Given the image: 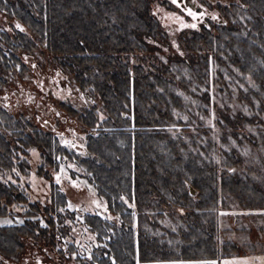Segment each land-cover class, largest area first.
Masks as SVG:
<instances>
[{
	"label": "trees",
	"instance_id": "1",
	"mask_svg": "<svg viewBox=\"0 0 264 264\" xmlns=\"http://www.w3.org/2000/svg\"><path fill=\"white\" fill-rule=\"evenodd\" d=\"M92 1L49 0L56 4L55 16L49 17L53 40L78 34L85 44L93 41ZM240 1L247 8L228 19L223 39L193 42L196 56L183 60L138 38L141 20L150 19L142 0H112V29L123 23L128 40H116L113 33L111 60L104 53L95 55L105 43L98 41L92 53L97 72L79 75L83 92L114 117L107 138L88 141L97 160L99 193L121 195L130 205L125 215L129 229L102 250L100 264H221L257 247L264 253V0ZM44 2L15 0L14 15L28 30L19 33L25 36L21 41L31 36L41 43ZM120 3L127 8L116 10ZM104 10L97 4L100 18ZM121 48L127 49L123 58ZM80 61L89 68L92 60ZM110 63L111 72L106 70ZM0 114L1 178L15 163L19 181L32 162L18 148L50 155L25 120L3 110ZM85 167L94 173L88 159ZM14 188L12 194L2 181L0 213L11 214L13 200L30 199L25 184L16 182ZM7 230L0 231V245L20 244L26 233L23 227Z\"/></svg>",
	"mask_w": 264,
	"mask_h": 264
},
{
	"label": "flooded vegetation",
	"instance_id": "2",
	"mask_svg": "<svg viewBox=\"0 0 264 264\" xmlns=\"http://www.w3.org/2000/svg\"><path fill=\"white\" fill-rule=\"evenodd\" d=\"M142 1L150 19L141 20L135 30L138 38L164 55L183 60L196 56L193 42H220L228 19L241 16L242 9L247 8L240 0H179L180 6L172 0ZM107 2L92 1L94 23L89 32L94 40L85 44L78 34L53 40L49 17L55 16L52 8L56 4L49 0L43 5L41 43L31 36L21 41L25 36L19 33L28 34V30L14 15L15 0H0V110L25 120L32 128L29 132L35 130L41 136L44 154L50 155L43 158L37 148H18L32 162L27 173H20L19 181L15 163L9 166L7 178H1V167H5L0 164V185L7 183L15 194L16 182L25 184L30 196L26 201L9 203L11 214L0 213V231L15 232L23 227L26 232L20 244L0 245V264H100L97 258L102 250L129 229L125 227L128 200L99 193L97 160L88 149L89 137L110 135L114 117L110 109L104 111L97 99L83 92L79 80L81 73L97 72L93 61L96 54L104 53L111 60L114 32L116 40H128L123 23L112 29L114 19L109 12L113 4L112 0ZM97 4L108 12L104 10L103 18L96 13ZM127 6L120 3L116 10ZM189 9L197 13L195 18L188 14ZM100 20L103 24L99 28ZM190 24L196 27H182ZM98 41L105 42L98 47L99 53L95 47ZM119 55L125 57L127 49L121 48ZM87 58L92 60L90 67L82 68L80 60ZM106 70L112 71L111 63ZM81 107L88 108L89 113ZM81 112L89 124L82 123ZM118 114L125 117L121 110ZM87 159L95 174L85 167ZM36 180L47 184L45 190L35 188ZM2 199L5 201V196Z\"/></svg>",
	"mask_w": 264,
	"mask_h": 264
},
{
	"label": "rangeland",
	"instance_id": "3",
	"mask_svg": "<svg viewBox=\"0 0 264 264\" xmlns=\"http://www.w3.org/2000/svg\"><path fill=\"white\" fill-rule=\"evenodd\" d=\"M182 118H185V117H182ZM30 178L32 181L35 179L33 178V176H30ZM36 181H37L36 183L33 182L35 188L37 190H40V192L45 190L47 184L45 182H41V180L40 181L36 180ZM250 237H253V236L250 234ZM262 252H263V249H261V247H257V250L255 252H252V250H248V254L246 256L234 255V256L229 257L227 260L226 259L223 260L221 264H264V253ZM213 261L215 262V264H220V260H213ZM204 263L209 264L208 261H204Z\"/></svg>",
	"mask_w": 264,
	"mask_h": 264
},
{
	"label": "snow or ice",
	"instance_id": "4",
	"mask_svg": "<svg viewBox=\"0 0 264 264\" xmlns=\"http://www.w3.org/2000/svg\"><path fill=\"white\" fill-rule=\"evenodd\" d=\"M172 2H173L174 4H177L178 6H180V4H179V0H172ZM188 14L191 15V16H193V18H195V17L197 16V13L191 11L190 9L188 10ZM201 15H202V14H201ZM213 18L215 19V17H213ZM17 27H19V25H17ZM182 27H192V28H195L196 25H195V24L182 25ZM121 199H123V197H122ZM209 264H215V262H214V261H213V262H209Z\"/></svg>",
	"mask_w": 264,
	"mask_h": 264
}]
</instances>
